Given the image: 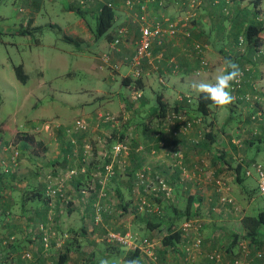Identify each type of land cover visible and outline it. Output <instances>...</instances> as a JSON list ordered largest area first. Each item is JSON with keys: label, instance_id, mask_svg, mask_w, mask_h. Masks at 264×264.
I'll list each match as a JSON object with an SVG mask.
<instances>
[{"label": "crops", "instance_id": "crops-1", "mask_svg": "<svg viewBox=\"0 0 264 264\" xmlns=\"http://www.w3.org/2000/svg\"><path fill=\"white\" fill-rule=\"evenodd\" d=\"M55 1L57 0H23L27 13L24 20L26 23L22 24L23 28L20 29V33L30 34L32 31L38 29L40 25L38 24L37 17L42 14L40 13L42 6H47L48 4L51 6ZM63 1L66 2L65 7H67L70 16L66 23V29L63 32V39L69 43H74L77 51L88 49L92 43H99L98 46H102L105 49L102 52H110L111 62L119 64V69L117 70L119 75L120 68L122 66L126 67V73L120 75V84L129 89L128 85L122 84V80L125 77L131 78L129 59L139 38L137 11L129 13L124 5V0ZM168 1L170 2V0ZM104 2L115 4V8L122 7L124 9L116 10V20H118V24L110 34L113 37L118 26H126L128 28V34L118 47L114 49L111 48V41L108 40L107 37L105 42H99L98 38L94 37L91 31V24L85 20L83 15L78 14L74 10L76 7H79L82 11L88 13L90 17L95 19L100 5ZM147 8L150 17L155 16L162 21H164V19L181 20L189 18V23L182 31H179L175 37L166 36L163 37L161 43L153 42L151 47L152 59L150 61H144L145 68L148 70L146 71L144 68L147 73L141 78L142 97L138 102H135L133 107L130 108L131 104L126 102L128 101V97L126 99H124V97L113 98L105 91H98L100 95L97 98H102L100 102H105L109 104L110 107L115 105L116 108L114 111L120 110L122 113H125L127 111H124V108L128 110L129 107V111L131 112L130 114L127 112L129 114V121L134 123H137L134 121V117H137V113L146 116L144 117L143 123L140 125L134 124V126L142 129L143 132L139 139L141 142L140 144H143L146 150L150 151L153 146L154 148L159 146L158 140L160 137H157L158 134H160L163 139L170 138L169 135L163 133L161 130L160 121L158 120L160 117L158 116L159 110H155L158 107V103L161 101L165 105V109H180L195 116V110L190 109V107H193L192 102L187 103L186 101L178 100L177 97L179 94L183 92L184 94L190 95L192 101L195 100L197 93L190 87L193 80L197 79L198 76L209 77L214 76V74L216 75L217 70L215 69H218L219 66H221V68L223 67L224 57L231 58L236 63H238V59L233 58L228 52L225 53L223 49H220L218 53L213 47L212 36L214 37L216 31L217 34L223 33L225 36L228 34L229 42H232L233 35L237 32V30L234 31L231 29L232 26H220L216 21L214 25L212 19L216 17V13H174L172 9L160 8L155 3H147ZM258 18L260 19V17ZM51 24L55 25V23ZM23 30L26 32H22ZM187 33L189 34L187 35ZM198 40H204L206 42L204 43L206 46L203 54L207 58L209 65L205 70L204 67L200 65L199 58L192 49L193 43ZM262 58L263 56L259 55L256 63L251 65V74L249 76L250 83L251 81L253 82V77H260L261 64H258V61ZM171 60H174L178 65L176 71H173L171 67ZM151 73H153V75ZM103 74L105 76L104 80L107 81L109 85L117 79V74L109 73L106 75L102 73V76ZM99 76L100 75H98V77ZM155 76L156 81L159 82L158 84H155L152 78ZM168 77L169 79L167 80ZM160 79H163V82H161ZM250 83L247 82L244 89L251 91ZM145 92H147V94H145ZM97 107L98 106H91L87 112H85V115L91 120L92 129H98L96 126L94 127V125L98 123L95 117L96 114L101 111L109 110H101ZM216 111L217 109L214 113L210 114L206 120L210 121V117L211 120H214ZM254 111L255 107H252L248 103H233L228 107L226 111L227 115L221 123V126L225 127L224 129L222 127L223 133L216 134L212 124V137H210L212 141L208 138L201 145L194 147L177 142L184 150L183 168L181 170L178 168L176 169L179 178L176 176V173H171L170 176L171 179H173V176L174 178L176 176L177 178L175 179L179 181L177 182L176 180L175 183V195L177 197L178 206L183 207V204H186V198L184 197L186 193L187 197L190 194L194 195V207L195 205L196 207L197 205H199V207L203 205L204 201L202 200L204 199L202 196L205 195H209L208 197L211 196L209 199L211 204L214 196H212L211 181L209 180L212 179L213 176L221 174L225 179L227 178L226 181L230 184L229 187L231 186L232 190L237 191L244 202L248 201V206L251 205L254 207L256 212L264 209V202H258L259 198L256 197V194H258L256 177H245L242 167L239 171V175H237L235 169L238 164L236 163V157L238 156L245 157L248 160L262 161V163H264V134H262L264 129L262 133H260L261 131L258 129L257 124L250 123L249 121V114L254 113ZM262 116H264V111ZM156 131L161 132L158 133ZM60 132L59 134L52 133L44 142L42 140L38 141L36 145L40 147L35 150L33 156L29 155L25 148L23 149V147H30V142L21 141L19 143L22 168L15 179L17 180L19 177L20 182L18 181V184L20 189L12 184L8 178V172H12L14 169H10L8 172L4 171V169L10 165V152L6 150L4 144H0V264H57V255L59 251L55 248L54 243H52L47 257L41 255V233L39 226L42 223L48 224L55 228L58 235H60L59 233H68L67 230L74 227V224L71 223L74 213H77L75 212L77 208L74 204L77 201V197L81 196L76 182L66 184V187L70 188L69 190L67 189L69 193V196L67 195L69 198L67 203H64L58 197L48 198L45 195L46 175L60 168L66 169L70 165L76 166L79 160L71 157V146L67 137L64 136L62 132L61 135ZM81 136L82 134H78V137ZM79 143L81 144V140H79ZM136 146L138 147L139 145ZM151 152H153V149ZM132 155L133 157H130L131 161H133L132 159H134L135 155V162L149 159V165L158 166L156 165L158 162L157 157L160 155L146 157L143 155L142 151L137 150V148ZM135 166L136 165H134V167ZM204 171H208L206 172L208 176L206 177V181ZM38 177H42V179ZM114 183L113 185L115 187L117 182ZM205 183L209 185H205ZM16 194H19L20 202L16 201ZM217 200L218 199H216V201ZM197 201L201 202L198 203ZM225 205L230 208H235V210H242L244 207L239 205L241 208H237L236 206L233 207L231 204ZM244 215H246L245 211L242 213H235V211L232 212L230 210V213H225L223 218L219 219L218 223L212 222L205 226L204 232L207 241H205L201 253L197 257L198 264H221L207 260L205 254L213 248L221 249L225 252L226 247L230 246L231 240V238L225 236V231L230 230V233H232L231 230L235 229L233 222L240 221ZM81 222L84 223L85 220ZM82 226L87 227L85 223ZM259 232V240L264 248V226L259 229ZM11 237H13V239H11ZM232 247V252L224 253V263L222 262V264H228L235 256L237 247ZM25 251H31L34 258L32 260L23 259L22 255ZM72 253L73 252L69 253L70 259L73 258Z\"/></svg>", "mask_w": 264, "mask_h": 264}, {"label": "rangeland", "instance_id": "rangeland-1", "mask_svg": "<svg viewBox=\"0 0 264 264\" xmlns=\"http://www.w3.org/2000/svg\"><path fill=\"white\" fill-rule=\"evenodd\" d=\"M189 1L190 0H170L169 2L166 0L165 6L162 8H167L168 10L172 9L174 13H216V17L212 19L214 25L216 21V23L220 26H232L231 29L239 32H242L245 25L253 20V10L257 11V15L260 17L258 20H262L264 22V0H260L257 7H254L253 0H195L193 5H191V2ZM65 4V1L57 0L51 6L49 4L47 6H42L40 10V13L42 14L37 17L38 24L40 25L39 28L32 31L30 34H21L18 31L23 28L22 24L26 23L24 20L27 13L23 0H0V144H4L6 150L11 153V149L13 148H15L18 152L20 151L19 143L21 141H28L31 144L30 147H23V149L25 148L26 152L33 156L35 150L40 147L36 145L38 141L42 140L44 142L50 137V135H52V133L59 134L61 130L56 128V125H69L77 117H85V112H87L91 106H98L97 108H100L101 110L109 109L105 111H109L114 115H119V128L123 129L126 134L125 137L130 138L131 140L129 152L132 148H134V151L137 148V150L142 151L143 155L146 157L160 155L157 157L158 162L156 165L158 166L156 167L154 165H149V159H145L146 161H140V166L134 167V161L130 160L129 155L126 157L125 162H123L125 168L123 171L118 167L117 163H114L115 168L119 171L118 175H116L115 181L118 180V183L121 182L123 197L126 199L128 196L131 197L134 207V201L138 202L143 196L148 200V196L143 191L141 186H138L133 182L134 177L130 180V185H127V182L129 181L127 169L135 168L134 170L137 171L138 168L144 165L148 166L151 172L162 171L163 173L170 175L172 172L174 173L176 167L173 166L172 157L168 156L166 154V150L162 147L158 146L157 148H154L153 146V148H151V150L153 149V152H151V150H146V147L143 144H140L141 142L139 139L143 131L139 127H135L134 124L140 125L143 123L144 117L146 116H142L137 113V117H134V121L137 123H134L129 121V114L131 113L129 111V107L128 110L124 108V111L129 112V114L127 112L122 113L120 110L114 111L116 108L115 105L110 107L109 104L100 102V99L102 98H97L100 95L98 94V91H105L113 98L124 97V99H126L128 97V101L126 102L131 104L130 108L135 105V102L139 101L131 100L130 89L120 84V75L126 73V67L122 66L120 68L119 75L117 72L119 67L114 68L109 64L105 65L99 61L102 53H110L107 51L102 52L105 50L104 47L98 46L99 43H92L88 49L77 51L74 43H69L63 39V32L66 29L68 18H70ZM122 9V7H117V10ZM126 9L129 13L135 12L134 9H129L127 7ZM82 12L85 20H87L89 24H91V28L94 29L95 19L90 17L88 13H85L84 11ZM51 23H55V25H52ZM117 24L118 20H115L113 26L107 33L112 32ZM107 33L97 37L99 42H105ZM261 35L263 40L259 50L261 52H257L258 56H263V58L258 61V64H261L260 77H253V82L251 81V85L254 86L251 88L256 91L254 94L258 93L259 95L264 94V30ZM228 36V34L225 36L223 33L217 34V31L214 33L212 41L215 50L219 53L220 49H223L225 50V53H230V55L235 59H238L243 54H246L247 51L245 43H243V45H235L233 39L232 42L228 41ZM197 42L203 44L206 43L204 40H198ZM18 64L24 65V72L28 75V80L25 84H22L15 75L14 66ZM243 64V67L248 66L251 68L248 62H244ZM220 68L221 66L215 70L218 71ZM205 69L206 67L204 70ZM145 70L147 71L148 69L145 68ZM102 73H105L106 75L109 73L117 74V79L109 85L108 82L104 80L105 76L104 74L102 76ZM151 74L153 75V73ZM98 75L100 76L98 77ZM214 76H209V78ZM152 78L154 79L155 84L159 83L156 81V76ZM168 79L169 77L167 80ZM145 94H147V92H145ZM234 103L238 104L244 102ZM190 109L192 110V107H190ZM262 111H264V108ZM97 114L95 116L96 118ZM194 114L197 116L196 113ZM253 114L254 113L249 114V121L250 123H256L258 129L261 131L260 133H262L264 129V116L261 117L262 120H252L251 116ZM189 115L194 116L192 114ZM226 115L225 111L217 109L214 120H211L210 117V121L205 120L200 125H194L192 132L196 134L200 129L204 138L205 133L208 132L209 129L212 130L213 124V129L216 134L221 132L223 133V129L225 127L221 126V123L224 121ZM88 121L90 123V129L88 130V133L82 134V136L79 137V140L88 141V143L92 146L94 149L93 158L90 162H88V160H79L77 161V166H86L88 171L87 173L89 174L92 170L101 168L102 163L107 161V158L102 159V155L104 153H109L111 149V147L109 149V145H107L104 141L105 134L108 135L111 129L107 124L97 125V123L94 127L96 126L98 129H92L93 126L89 117ZM45 124L50 126L49 129L46 130L43 128ZM164 133L169 135L167 132ZM262 134H264V132ZM171 138H165L168 146L178 145V148L183 152V147L177 143L182 140L179 138L175 141ZM184 141L186 145L192 144L186 138H184ZM136 145L139 146L137 147ZM190 146L192 147V145ZM20 154L21 153L19 152L16 168L8 174L9 181L16 185L19 189L20 186L18 181L20 182V180L19 177L17 180L15 177L22 168ZM63 170H65V168H60V171ZM206 172L208 171H204L205 181L206 177H208ZM64 177L65 176L63 174L62 178ZM167 178L168 177H165V179ZM39 179H42V177ZM217 179L228 184L226 181L227 178L225 179V177L221 176V174L213 176V178L209 180L211 181L210 186L212 196L216 188L215 180ZM113 184L114 183H110V180L107 182L108 189H106V191H108V194L103 202L109 205H114L112 208H117L118 198L111 190L113 188L112 186H114ZM205 185L209 184L205 183ZM128 188L130 189L127 192L126 190ZM229 188V196L233 200L234 205L237 208L244 207L242 210H235V208H230L229 206L227 207L225 205L226 203H221L220 199L216 201L217 203L211 205L209 202L211 196H202L204 199L202 201H204L205 204L203 202V205L199 207V213H201L202 217L206 219V224H210L212 222L218 223L219 219L223 218L225 213H230V210L232 212L235 211V213H242L243 211H245L246 214L256 213V209L254 207L247 205L248 201L244 202L237 191L232 190L231 186ZM67 189L69 190L70 188L67 187ZM68 190L66 195L69 196ZM15 197L16 201L20 202L19 194H16ZM184 197L187 198V193ZM256 197L259 198L258 202H264V194L258 193L256 194ZM81 198V196H78L76 199L77 201L74 206L77 208L75 211L77 213H74L71 223H73L74 227L77 229L84 223L87 227L84 235L79 238L81 243L80 247L71 251L73 252V258H71L67 264H92L93 262L98 264L101 258H109L116 260L117 262L124 259L121 256L113 254L106 256L104 252L105 245L101 243L102 237L98 235L99 232L96 229L93 230L95 223L93 222V224H91L89 213H87V211H84V215L86 214L85 222H81L84 220H81L82 218L80 217V214L83 213L81 208H79ZM92 198L93 194L89 196V200ZM175 201L177 202V199ZM239 205L241 207H239ZM152 207L157 206L152 205ZM118 212L111 214L106 221L107 224L106 222H103L106 228L110 227L111 229L114 228L116 230L136 232L140 235L147 233L144 223L139 220L137 221L135 212L132 209L127 208L126 211H123V213H120V211ZM238 223L239 221L233 222L235 228H238ZM104 225H101L100 223L99 229ZM146 235L154 237L158 240L160 237V234H158L156 229H154V231H149ZM159 245L160 244H158V246ZM58 251L61 252V250ZM216 251L221 253L222 250L216 249ZM197 261L198 260L196 259L194 264H198Z\"/></svg>", "mask_w": 264, "mask_h": 264}, {"label": "built area", "instance_id": "built-area-1", "mask_svg": "<svg viewBox=\"0 0 264 264\" xmlns=\"http://www.w3.org/2000/svg\"><path fill=\"white\" fill-rule=\"evenodd\" d=\"M174 1V0H173ZM166 0H124V5L129 9L137 11V21L139 24V38L136 42L134 50L130 56L129 64L131 66V83L130 99L137 101L142 97V90L136 85L135 81L142 78L147 72L144 70V61H150L152 59L151 47L153 42L161 43L163 37H175L179 31H182L189 23V18L181 20H170L164 19V21L157 17H150L148 14L147 3H155L159 7L165 6ZM191 5L194 4L195 0H190ZM110 4V3H109ZM128 28L126 26H118L115 30L113 39L110 43L111 48H116L121 41L127 36ZM189 33H187L188 35ZM243 37H239L238 45H243ZM205 44L194 42L192 49L197 54L200 65L202 67L208 66V61L205 58L203 51ZM100 61L105 65H111L114 68H118L119 64L112 63L109 53H102L100 55ZM171 67L173 71L178 69V65L174 60H171ZM250 67L245 66L241 68L243 75L241 82L238 85H234V96L236 97L235 102L248 103L252 107H255L254 114L251 116L252 120H262L263 108H264V97L262 95L254 94L251 92L240 93L242 89V82L245 79V72L249 71ZM163 82V79H160ZM252 87H254L252 85ZM254 90V89H253ZM180 101H186L187 103L192 102V97L188 94L180 93L177 97ZM119 115H114L109 111L100 112L97 114V125L98 124H112L119 128ZM124 117V116H123ZM122 117V118H123ZM161 125V130L171 134L175 137H184L188 139L193 145L199 143L203 138L202 131L199 129L196 134L192 132L194 125H200L203 122L201 116H191L187 111L174 108H166L162 115L158 118ZM49 125L45 124L43 128L49 129ZM56 128L60 129L70 144L71 157L79 159L80 161L88 160L91 161L93 158L94 149L88 143V141H81L79 143L78 134H86L90 129V123L88 117L79 116L69 125H56ZM194 134V135H193ZM158 134L157 136H159ZM193 135V137H192ZM111 137L110 134H105V139ZM130 138L125 136L118 139L113 145L109 153H104L102 159L107 158V161L103 162L101 168L92 170L89 174L87 173L86 166L81 167L70 165L65 170L60 171L57 169L55 174L48 173L45 181V195L48 198H60L64 203L69 201L66 195L67 183H71L74 180L81 179L79 186V193L81 195V201L79 208L83 211L86 203L89 202V196L96 193V197L92 200L91 206L94 210V223L99 225L102 221L101 212L109 207V204L104 203L107 197V182L111 177L118 174L119 171L115 168L114 163L118 164V167L123 171L126 157L130 150ZM159 147L166 150V154L172 157L173 166L178 169H182V163L184 153L178 148V145H170L166 143L163 137L158 140ZM9 155L10 165L4 169L8 172L10 169H14L17 166V159L19 152L13 148ZM78 160V161H79ZM77 161V160H76ZM236 163L242 165L243 174L245 177L255 176L256 188L260 194H264V163L253 160L245 159V157H236ZM121 166V167H120ZM64 174V178L62 175ZM216 191L219 193V199L223 204H231L235 207L233 200L229 196V185L223 181L215 180ZM134 183L141 186L146 194L158 196L164 195L166 199H172V187L166 181L163 174L157 172H151L148 166H142L135 171ZM152 203L146 200L143 196L138 201L139 210L144 208L149 210H157V207H152ZM154 206V205H153ZM206 219L202 216H195L190 219H186L181 223L182 237L181 247L184 248L186 260L188 264H194L198 255L202 249V238H203V226L206 223ZM39 230L41 233L40 244H41V255L47 257L49 249L54 243L55 248L61 249L66 238L69 237V233H58L55 228L50 225L40 224ZM13 239V237H11ZM103 239L118 246H125L130 249H139L141 254H145L149 257H155V246L156 243L148 238H142L137 233L130 231L121 232L119 230H107ZM25 260H32L34 258L31 251H25L22 255ZM205 258L213 263H224L222 253L218 251H211L205 254ZM228 264H264V248H259L255 244L250 243L249 239H241L237 243L236 254Z\"/></svg>", "mask_w": 264, "mask_h": 264}, {"label": "trees", "instance_id": "trees-1", "mask_svg": "<svg viewBox=\"0 0 264 264\" xmlns=\"http://www.w3.org/2000/svg\"><path fill=\"white\" fill-rule=\"evenodd\" d=\"M259 2L260 0H253L254 7H257ZM74 10L80 15H82L83 13L79 7H76ZM116 10L117 8H115V4L113 5L112 3L109 4L107 2H104L100 5V9L97 11V14L95 16L94 29L91 28V31L94 37H100L106 34L108 30L113 26L116 20ZM263 30H264V22L262 20H258L257 11L253 10V20L248 22L245 25L242 32L237 31L236 33H234L233 35L234 44L238 45L239 37L242 36L245 46H246V51H247L246 54H243L237 60V62H239L238 64L240 68H243L244 62H248L250 66L256 63V60L258 58L257 52H261L259 50L263 43V40L260 36ZM18 32L20 33V30ZM22 32H26V31L23 30ZM110 33L112 32L107 33L106 37L108 40L112 41L113 37ZM14 72H15L17 79L22 84H25L27 82L28 75L24 72V68L22 64L15 65ZM250 74H251V68L249 69V71L245 72L246 80L242 82L243 87L241 90H239L240 93H243V92L252 93L253 92V88H251V91L244 89L246 83L247 82L250 83L249 81ZM130 83H131V78L129 77L123 78L122 84L129 86ZM135 83L140 89L142 88L141 78L137 79ZM250 87H252L251 83H250ZM192 105H193L192 109L195 110V113L197 114V116L203 117V121H205L206 118L209 117L210 114L214 113V111L217 109L215 106H212L209 101L203 99V97L201 96H198V94L196 96V99L192 101ZM164 106L165 105L161 101L158 103V107L155 109L156 111L158 110L160 111V112L158 111L159 113L158 116L162 115L163 111L165 110ZM108 126H110V129H111V131L109 132L111 137L106 138L105 142L107 143V145H109V149H110L113 143H115L118 139H121L124 136H126V134L123 129L118 128V126L116 125L108 124ZM156 132L160 133L161 131H156ZM169 136L170 138L172 136V138L175 141H177L180 138L182 140L180 141V143L186 144L184 141V137H181V136L175 137L171 134H169ZM157 137H161V135ZM210 137H212L211 129H209L208 132L205 133L204 138L201 139L199 143L193 144L192 147L201 145L204 141H206V139L208 138L210 139ZM77 139L79 140V137ZM210 140L212 141V139ZM190 145L191 144H189V146ZM133 153H134V148H132V150L129 152L128 155L130 157H133L132 155ZM135 157L136 156L134 155V159H136ZM134 159H132L134 161L133 163L136 166H140V162H135ZM241 167H242L241 164H237L235 168L237 171V175H239V171ZM134 169L135 168L127 169V174H129L128 175L129 181L127 182V185L128 184L130 185V180L132 179V177H134L135 179ZM176 169H175L174 174L176 173V176H177L178 172ZM157 173L163 174L165 177H168L166 181L172 187V193L174 195L172 199H166V197L164 195L162 196L161 194H159L158 196L146 194L148 196V201L151 202L153 205H156L158 208L157 210L153 211V210H149L146 208H144L143 210H139L137 201H134V207H133V203H132L133 201L131 197L128 196L127 199L123 197V190L121 187V182L118 183V180L115 181L116 175H118L116 174L110 178V183L117 182V185L115 187L112 186L113 188L111 187L112 188L111 190L113 191V193H115V195L118 198V206L117 208L115 207L112 208V206L114 205H109L108 208H106L105 210H102L101 212V217H102L101 225H104L103 222H106L107 219L111 216V214H114L115 212H118V211H120V213H123V211H126L127 208L132 209L135 212V217L137 221L140 218L139 221L144 223L146 231H147L146 234H148L149 231H154V229H156L158 231V234H160V237L158 240L154 237H149V235H146V234L140 235L137 233L140 237L148 238L151 241H154L156 243L155 257H149L145 254H141L139 249H130L123 245L118 246V245L106 242L103 239V237L106 234L107 230H116V229L114 228L111 229L110 227L106 228L105 225L103 227L101 226L99 229V225L95 224L93 226V230L96 229L99 232L98 235L102 237L101 243L105 245L104 252L106 256L113 254V255L121 256L124 259L125 258H137L139 264H188V261L186 260L184 248L181 247V242H180L181 237H182L181 223L182 221L186 219H190L195 216H202L201 213H199V205H197V207L196 205L195 207L193 206L194 205L193 201L195 197L193 194H190L186 198V204L183 207L178 206L177 202L175 201L177 199L175 195V183H176V180L177 182L179 181L178 179H175V178L177 177L179 178V176L177 177L175 176V178L173 176V179H170L171 176L167 175L166 173H163L162 171L157 172ZM51 174H55V170L51 172ZM134 179H133V182H134ZM73 182L74 183L76 182V186L79 187L81 184V179L74 180ZM129 189L130 188H128L126 191L128 192ZM106 192L108 194V191ZM213 196H214V199L212 200L211 205L215 204L216 199L219 200L218 198L219 193H217L216 189L214 190ZM95 197H96V193H94L93 198L89 200L88 203H86L85 209H83V213L80 214V217L82 218L81 220L83 219L85 220L86 214L84 215V211H87V213H89L91 224H93L94 222V215H93L94 210L91 206V202ZM197 202L200 203L201 201H197ZM139 213H141L142 215ZM208 224L205 223L203 226V233H202L203 238L201 242L202 246L204 245L205 241H207L204 231H205V226ZM238 224L239 226L237 229L235 228L231 230L232 233H230V230L225 231L226 232L225 236L231 238L230 246L226 247L225 252L227 253L232 252V248H233L232 246L237 247V243L241 239H244V238L249 239L250 243L255 244L259 248L263 247L259 240V236H260L259 229L264 226V209L257 211L256 213H253V214H246L242 216ZM82 225L83 224H81L78 229L76 227H72L69 230H67L69 233V237L65 239L64 244L62 245L60 249L61 252H58V255H57L58 257H57V262H56L57 264L69 263L70 261L69 253L72 250L78 249L80 247L81 243L79 241V238L84 235L85 229H86V227ZM119 231L125 232L123 230H119ZM133 233H136V232H133ZM158 244L160 245L158 246ZM215 250H216L215 248L211 249V251H215ZM225 252L221 251L222 255H224ZM92 264H95V263L93 262Z\"/></svg>", "mask_w": 264, "mask_h": 264}, {"label": "clouds", "instance_id": "clouds-1", "mask_svg": "<svg viewBox=\"0 0 264 264\" xmlns=\"http://www.w3.org/2000/svg\"><path fill=\"white\" fill-rule=\"evenodd\" d=\"M243 72L240 66L231 58H223V67L212 78L198 76L190 87L203 99L217 109L227 111L235 102L234 85L241 82ZM98 264H139L137 258H125L118 262L109 258H101Z\"/></svg>", "mask_w": 264, "mask_h": 264}]
</instances>
